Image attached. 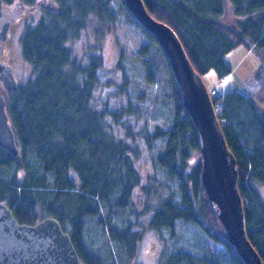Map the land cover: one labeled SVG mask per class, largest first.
Listing matches in <instances>:
<instances>
[{
	"label": "trees",
	"instance_id": "obj_1",
	"mask_svg": "<svg viewBox=\"0 0 264 264\" xmlns=\"http://www.w3.org/2000/svg\"><path fill=\"white\" fill-rule=\"evenodd\" d=\"M2 1L8 4L13 0ZM33 1L19 0L17 8L9 12L11 18L24 6L31 7ZM40 1L35 3L46 5L41 17L19 38L21 58L29 72L17 89L6 95V111L19 155L14 157L0 147V202L11 209L19 223L34 224L46 216L54 217L70 235L85 264H132L141 238L140 231L134 230L139 225L135 217L147 210L153 211L148 223L151 229L167 230L173 237L177 220L195 224L226 249L233 264H245L226 239L208 200L201 179V157H197L200 151L195 126L180 102L168 61L153 37L138 24L124 1L116 0L125 21L149 39L166 63L173 106L171 126L166 130L156 128L147 143L150 148L153 140L166 139L153 162L176 183L179 201L169 196L153 206L146 204L145 212H136L134 188L140 187L149 199L151 186L141 187L133 162L136 150L113 137L104 113L94 106L93 92L100 85L97 71L103 66L102 58L92 55L86 62H78L69 45L89 26L98 25L99 29L112 21L111 0ZM142 1L151 16L174 30L200 76L210 69L218 78L229 75L225 56L239 44L264 58V0ZM146 47H141L140 55H146ZM142 63L151 74L149 61L143 58ZM219 101L222 114L218 119L224 121L221 129L236 161L246 235L264 263V199L258 190L264 189V112L239 92L219 94ZM108 114L113 122L122 116L121 112ZM24 161L23 180L7 176L8 168H17ZM132 214L135 222L130 220ZM115 218L121 220L120 225ZM88 225L105 243L94 247L85 243ZM164 255L159 264H221L208 247L199 255L182 249Z\"/></svg>",
	"mask_w": 264,
	"mask_h": 264
},
{
	"label": "rangeland",
	"instance_id": "obj_2",
	"mask_svg": "<svg viewBox=\"0 0 264 264\" xmlns=\"http://www.w3.org/2000/svg\"><path fill=\"white\" fill-rule=\"evenodd\" d=\"M18 1L13 0L4 4L5 12H13ZM35 1L31 3V9L24 10L22 14L20 10L15 16L16 20L11 21L8 41L0 51L1 59L11 65L18 85L26 78L30 69L21 58L20 35L25 28L33 27L38 22L42 8L46 6H39ZM40 2L44 3L43 0ZM109 8L112 12V21L103 23L99 29L98 25L89 26L87 30L81 32L79 39L71 41L69 45L72 57L78 62L84 63L88 59L87 56L92 55L102 58L103 66L97 71L100 85L93 92L94 106L104 113V121L113 137L136 150L137 158L133 162L140 176L141 187L151 186L149 199H146L140 187L133 190V206L136 212H143L146 204L153 206L154 203L169 196L179 201L176 183L170 181L165 172L153 162L166 139L153 140L150 148L147 143L148 135L154 133L156 128L166 130L173 121L169 73L156 47L138 28L125 21L123 13L119 11L118 2L111 0ZM142 46H147L145 56L139 54ZM260 57L261 59L245 45L239 44L225 56V61L231 69L229 75L218 78L215 71L210 69L201 78L208 91L214 88L219 94L225 92L246 94L264 112V58ZM143 58L149 61L151 74L147 73L148 70L142 63ZM257 74L260 76L259 79L256 78ZM109 112H121L122 116L118 122H113ZM130 156L133 158L131 153ZM23 164L25 165L26 161L17 168L14 165L8 168L7 176L16 175L20 181L23 180L25 177ZM27 164L33 166L32 162ZM258 190L264 199V189ZM152 215L153 211L147 210L145 214L135 217L139 225L136 224L134 230L140 231L141 238L137 243L132 264H159V260L164 259L166 252H175L179 249L199 255L206 247L218 255L221 264H233L226 249L206 237L195 224L177 220L175 235L171 237L167 230L155 231L149 227ZM135 218L132 214L130 220L135 222ZM114 222L120 225L121 220L115 218ZM102 239L104 238L99 239L95 235L92 226L86 227L84 233L86 244L94 247L105 243Z\"/></svg>",
	"mask_w": 264,
	"mask_h": 264
},
{
	"label": "water",
	"instance_id": "obj_3",
	"mask_svg": "<svg viewBox=\"0 0 264 264\" xmlns=\"http://www.w3.org/2000/svg\"><path fill=\"white\" fill-rule=\"evenodd\" d=\"M138 24L150 34L165 55L178 86L180 102L196 129L202 185L221 222L228 242L245 264H264L245 230L242 200L238 192L235 158L227 146L213 111L208 90L194 70L173 29L156 20L142 0H123ZM11 18L0 0V44L8 39ZM11 65L0 57V147L12 156L19 147L6 111V93L17 89ZM0 264H85L59 222L46 216L34 224L19 223L11 209L0 202Z\"/></svg>",
	"mask_w": 264,
	"mask_h": 264
},
{
	"label": "built area",
	"instance_id": "obj_4",
	"mask_svg": "<svg viewBox=\"0 0 264 264\" xmlns=\"http://www.w3.org/2000/svg\"><path fill=\"white\" fill-rule=\"evenodd\" d=\"M209 96L211 98V103H212V107L215 112V115L218 117L222 114V106L219 101V93L217 92L216 89L213 88L210 90ZM220 122H221V125L224 124V121H222V119H220Z\"/></svg>",
	"mask_w": 264,
	"mask_h": 264
},
{
	"label": "flooded vegetation",
	"instance_id": "obj_5",
	"mask_svg": "<svg viewBox=\"0 0 264 264\" xmlns=\"http://www.w3.org/2000/svg\"><path fill=\"white\" fill-rule=\"evenodd\" d=\"M17 6V5H16ZM32 8V6L30 7V6H24L23 8H22V10H21V13H23L24 12V10H27V9H31ZM11 13H12V11H10ZM8 38H9V35H8ZM7 41H8V39H7ZM7 41H5L4 43H1L0 44V51H1V48H2V46L7 42ZM0 91H1V89H0ZM2 92V91H1ZM1 94V93H0ZM5 101H6V99H5Z\"/></svg>",
	"mask_w": 264,
	"mask_h": 264
}]
</instances>
